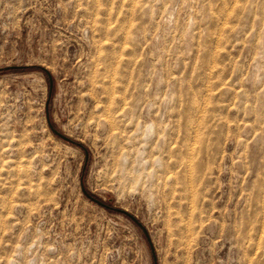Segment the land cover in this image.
<instances>
[{
  "label": "rangeland",
  "instance_id": "374dc122",
  "mask_svg": "<svg viewBox=\"0 0 264 264\" xmlns=\"http://www.w3.org/2000/svg\"><path fill=\"white\" fill-rule=\"evenodd\" d=\"M0 264H264V0H0Z\"/></svg>",
  "mask_w": 264,
  "mask_h": 264
}]
</instances>
